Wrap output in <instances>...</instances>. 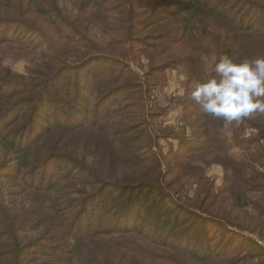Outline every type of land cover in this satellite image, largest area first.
Returning a JSON list of instances; mask_svg holds the SVG:
<instances>
[{
  "label": "trees",
  "instance_id": "16d2710c",
  "mask_svg": "<svg viewBox=\"0 0 264 264\" xmlns=\"http://www.w3.org/2000/svg\"><path fill=\"white\" fill-rule=\"evenodd\" d=\"M65 3L73 5L74 15ZM95 10L110 15L83 17ZM110 21L120 29L112 31ZM93 28L98 36H90ZM8 29L39 35L53 49L61 39L81 52L78 63L67 67L69 55L55 48L43 64H33L25 82L0 61V264H241V253L249 260L262 255L253 243L241 244L239 253H231L235 241L229 248L212 246L209 226H236L209 213L219 191H205L199 168L184 155L202 151L220 158L227 173L221 205L245 211L241 201L264 189L243 169L264 167V114L240 123V132L256 130L249 143L231 139L238 148L258 146L247 157L252 162L238 163L228 150V124L191 100L194 109L187 113L184 107L182 145H194L169 153L172 162L164 168L151 152L160 138L151 128L154 115L135 112L146 102L147 87L139 90L136 68L128 63L134 60L129 36L137 33L142 35L133 42L140 46L186 43L198 54L213 47V65L223 55L237 62L264 57V0H0V47L10 41L27 51L34 43L12 41ZM148 30L160 36L154 40ZM119 31L121 41L114 39ZM167 69H150L141 81L147 84ZM212 74L192 70L191 80ZM118 94L124 99L117 101ZM147 163L151 167L141 170ZM190 179L197 180L192 196ZM192 206L204 215L194 214ZM82 222L89 227H80Z\"/></svg>",
  "mask_w": 264,
  "mask_h": 264
},
{
  "label": "rangeland",
  "instance_id": "374dc122",
  "mask_svg": "<svg viewBox=\"0 0 264 264\" xmlns=\"http://www.w3.org/2000/svg\"><path fill=\"white\" fill-rule=\"evenodd\" d=\"M142 0H137V2H141ZM113 3V2H112ZM110 3V5L112 4ZM144 4V3H143ZM114 5V4H112ZM64 10L67 12L69 11L71 15L76 13L75 8L72 4L65 3L63 6ZM142 9H138L141 11ZM108 13L101 12V14L110 15ZM97 13L96 10L93 16H83L85 18H89V21H95L98 16L101 15ZM77 22H81L78 19ZM89 21L86 22L89 24ZM137 21H143V18L140 17ZM111 24V21H110ZM120 29L118 21H115L111 24L112 31H118ZM45 30V28H44ZM138 31V28H136ZM134 31V32H136ZM149 32V36L152 39H157L156 36H160L159 34L156 35L158 32H152L151 30L146 31L145 33ZM137 33V32H136ZM97 35L96 30L93 28L90 32V36ZM142 34L137 33L135 36H129L132 42L130 44V51L129 54L134 57V60L131 63H128L129 66L132 68H136V73L139 76V79L136 81L139 90L143 91L144 87H147V96L145 101L139 103V107L135 108V112H138L140 116H144L145 112L154 115L155 119L153 121V125L151 128L154 130H159L158 136L159 139L156 140L153 147L151 148V152L154 153L160 163L164 168L169 166V163L172 162V156L169 155L171 152L181 151L184 148H190L193 143L188 145V147H184L182 145V139L185 130H184V117L189 113L191 110L194 109V104L192 103L191 99L189 98V92L191 88L194 87L195 82L191 80L193 77L191 76L192 70L195 73L201 72L203 74H207L210 72L211 67L214 62L213 57V47L209 46V50L206 51L204 54H198L197 51H194L190 48V45L186 43L175 44L171 46L169 44L163 45L158 41H150L144 46H140L133 42L136 36H141ZM7 38H10L12 41L17 42L20 40H27V41H34L33 44L29 49L23 50L20 45L8 41V44H4V46L0 47V61L3 62V65L6 66L8 69H11L14 73L22 77L20 81H26L23 77L28 73L29 70L33 69V64H43L46 60H48V56L52 53H55V48L57 49L56 54H66L69 55V63L65 62L67 67H74L77 62V57L79 55V51L73 44L65 45L64 41L58 39V43L56 47L53 49L47 46L46 41L39 35L31 34L27 31L22 29H8ZM49 37H47L48 39ZM116 38L117 41H121L124 39L123 32H117L114 34V39ZM41 39V40H40ZM37 40V41H36ZM35 45H39L38 48H34ZM123 45H118L120 49H123ZM168 46V47H167ZM70 47V48H69ZM160 50L158 52L157 50ZM125 51V50H123ZM165 52V53H161ZM167 66H164L165 62H167ZM127 63V62H126ZM167 67V71L155 76L153 80H149L147 84L142 82V75L149 71L150 69L156 70V67ZM94 67L96 65H93ZM193 66V68L191 67ZM171 67V68H169ZM95 68H93L92 71ZM81 74H85L84 71H81ZM182 77L184 79H182ZM87 86V85H84ZM181 89L184 90V94L181 95ZM115 99L117 101H121L124 99V96L121 94L116 95ZM184 107H186L187 113L184 112ZM58 111H61L62 108H57ZM52 110L49 108L46 111V116L48 117L51 115ZM61 115V113H59ZM50 121L53 118H49ZM242 129H245V124H242ZM7 129L4 130L6 132ZM187 133V132H186ZM225 137L229 139V153L233 155L240 163L241 161L251 159H247L249 155H255L256 147L252 146L250 149L248 148H238L233 146L231 139H236L239 141H246L249 143V137H252L256 134L255 129H247L245 132H240V123L237 124L233 122L232 124H228L226 128V132L224 133ZM236 136V137H235ZM199 139V138H197ZM204 149V148H203ZM249 149V150H244ZM185 153H189V151L185 150ZM198 155V154H197ZM191 157V155H184V158H193L190 164L192 167L199 168V172L197 175H201L204 179L202 184L207 192L210 188L215 189L216 192L219 191V195L215 198H212L214 201L213 206L209 210V213H212L213 216L217 214L222 217V220L225 224L232 226L235 225L236 227H217V226H209L207 229L208 237H214L212 239L213 245L215 247L224 248L227 244V247H231V242L235 241L234 246L231 248V253H237L241 244H246L250 246V243H253L258 249L261 256L255 257L254 259H245V253L239 254V261H242L241 264H264V189H259L262 192H256L255 195L252 196V200L250 198L243 199L241 202L245 205V211H233L230 212L228 208L222 206L221 203L224 200V194H220V191L223 188L224 181L226 179L227 173L225 172L223 166L220 164L222 160L214 154H207L204 156L203 152L200 151L199 155ZM225 158V157H223ZM185 161V159H184ZM261 165H264V162H261ZM150 164L147 163L145 167L141 170L146 171L150 168ZM250 167L255 168V172L250 170ZM243 169H247V171H252L254 173V177L252 180H249L252 183H255L260 186H264V167H259L257 164L253 166H246ZM178 173V169L176 170ZM196 181L190 179L188 180V188L189 195L192 196L194 190L196 188ZM177 189V188H176ZM175 189V191H177ZM180 192L178 193V195ZM177 195V194H176ZM179 203H183L182 198H178ZM250 201L254 202L256 206L250 204ZM173 208L172 205H170ZM191 211L194 214H201L204 215L201 208H196L192 206ZM225 211V212H224ZM99 215L95 216L97 219ZM190 219V223L194 222L193 218L187 216ZM214 222H218L213 220ZM80 227H89L86 222H82L79 224ZM179 233L183 232V228L178 229ZM228 239V243L225 240ZM205 247V242L202 245ZM239 253V252H238ZM184 261H189L188 257L184 256L181 257ZM241 259V260H240ZM219 264H225L222 260Z\"/></svg>",
  "mask_w": 264,
  "mask_h": 264
},
{
  "label": "clouds",
  "instance_id": "9594fccd",
  "mask_svg": "<svg viewBox=\"0 0 264 264\" xmlns=\"http://www.w3.org/2000/svg\"><path fill=\"white\" fill-rule=\"evenodd\" d=\"M211 71L213 74L196 82L188 94L204 114L226 124L264 114V57L237 62L223 55Z\"/></svg>",
  "mask_w": 264,
  "mask_h": 264
}]
</instances>
